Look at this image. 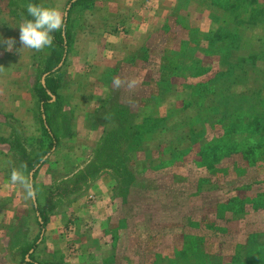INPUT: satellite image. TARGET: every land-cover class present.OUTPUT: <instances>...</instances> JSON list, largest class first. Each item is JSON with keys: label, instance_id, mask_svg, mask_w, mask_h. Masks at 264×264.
I'll list each match as a JSON object with an SVG mask.
<instances>
[{"label": "rangeland", "instance_id": "rangeland-1", "mask_svg": "<svg viewBox=\"0 0 264 264\" xmlns=\"http://www.w3.org/2000/svg\"><path fill=\"white\" fill-rule=\"evenodd\" d=\"M40 1L63 14L62 8L70 0ZM104 2L84 0L68 12L74 41L70 43L61 69L54 74L59 84V103L48 108L49 127L57 143L50 150L49 163L32 175L35 202L42 205L49 191L58 187L62 189L67 185L72 189L74 174L94 159L99 141L107 134L111 150L99 158V163L112 161L116 166L107 164L95 177L80 180L81 186L76 192L54 196L56 206L49 213L47 225L55 229L56 234L61 229L67 232V240L74 243L79 244L80 235L85 236L92 248L90 255L96 260L100 257L105 264H205L202 258L197 261L193 257L198 250L219 256L222 263H230L234 247L244 243L249 232H264V209H254L253 204L246 201L234 214L227 210L226 204L237 195L241 199L264 195V157L254 162L261 156L257 155L252 161L240 152H233L230 156L219 155L213 162L211 156L218 149L219 144L213 146L217 136L229 138L230 142L243 141L244 136L253 138L255 134H247L250 130L240 119L247 117L248 121L257 114L264 115V0H157L164 9L161 27L151 31L142 26L133 31L128 54L124 57V52L114 50L113 44L118 39L108 32L107 48L98 52L105 55L100 61L106 63V73L104 67L98 70L96 61L99 59L92 58L83 59L81 66L86 68L75 75L73 69L79 65L73 60L76 46L78 50L79 46L81 50L83 47L84 55L92 52L84 50L82 40L78 43L77 37L85 29V22L81 21ZM27 3L28 0L0 1V11L14 18L15 29L24 19L21 10H25ZM147 16H151L150 11ZM97 21L95 19L96 25ZM211 34L216 37L205 56L203 51L187 50L192 45L190 39L200 42L202 37ZM229 42L235 43L236 51L226 50ZM135 50L138 57L132 53ZM210 50L217 52V56L210 55ZM18 51H23L28 62L25 81L33 89L41 76L42 56L48 53V48L36 51L18 47ZM96 54L94 52L93 56ZM81 55L79 50L78 56ZM161 59L167 66L179 65L169 78L161 76L166 67ZM242 60L250 65L240 69ZM224 62L225 66L237 65L231 79L234 84L230 86L234 96L222 92L214 82L209 87H202L205 84L190 87L192 81L200 78L189 76L195 73L197 65L211 64L205 79L216 76L222 80L219 73L224 71ZM259 68L263 69L261 76L255 72ZM117 77L122 81L119 87L113 84ZM81 83L85 87L82 94ZM220 85L225 86L222 81ZM246 87L252 91L240 99ZM32 97L34 104H30L27 112L38 126L37 133L30 134L31 125L26 121H14L0 114L18 133L16 136L21 134L18 139L29 148L30 154L40 152L46 141L36 94ZM197 113L203 121L196 118ZM127 127L136 130L135 135L127 137ZM189 131H193L190 137L186 136ZM113 141L118 145L116 162L110 160L115 157L111 153ZM12 142L14 145V138ZM126 166L131 171L123 176H131L129 184L120 174L121 168ZM89 191L99 194L93 202L87 198ZM110 191L116 197L108 212L104 197ZM18 211L22 220L17 225L21 227L28 221V225L38 227L32 197L22 200ZM70 217L74 219L69 220ZM116 222L124 234L120 233L116 243L107 242L104 229H111ZM17 225L4 235L7 247L4 253H17L24 261L26 253H18L15 246L21 245L26 236L18 232ZM85 228L91 233H83ZM39 236L36 245L42 242ZM109 243L115 248L108 249ZM109 255L111 258L107 260ZM43 257L45 255L39 252H29L33 261L39 262ZM57 257L61 255L55 251L51 258Z\"/></svg>", "mask_w": 264, "mask_h": 264}, {"label": "crops", "instance_id": "crops-1", "mask_svg": "<svg viewBox=\"0 0 264 264\" xmlns=\"http://www.w3.org/2000/svg\"><path fill=\"white\" fill-rule=\"evenodd\" d=\"M2 1V0H0ZM40 1V0H39ZM66 1V0H64ZM74 0H70L67 6L64 4L63 9V18L64 22L67 20V15L69 10L71 9V3ZM41 2V1H40ZM47 3V2H44ZM82 3V2H81ZM80 4V3H79ZM49 5V4H48ZM78 5V3L76 4ZM51 6V5H50ZM75 6V5H74ZM149 6V7H148ZM147 8H151L147 10ZM96 9H92L90 13L85 15L81 22H85V29L83 33H81L78 37V43L80 40L81 44L84 45V50L92 51L91 54L84 55L85 53L80 49L82 55L79 57V50L76 46L75 56L73 57L74 62L79 65H76L73 69L75 75L79 74V71L82 69L84 70L86 67H82V61L91 60L92 58H98L99 60L96 61L98 66V70L101 71V68H106V63H102L100 61L103 58L104 54H99V51H104L107 47L106 42V35L107 33H114V37L118 40H115L114 50L118 52H124V56L128 54V47L131 44V38L133 37V31H137L139 27L146 26L149 27L151 31L157 30L159 27L162 26L163 23V13L162 6H160L157 0H105L102 3V7L99 8L97 11ZM148 11L151 12V16H146ZM90 14V16H88ZM139 16V18H138ZM90 17V18H89ZM88 18V19H87ZM95 19H98L97 25L95 24ZM12 20L14 18L4 12L0 11V37H4L5 39L12 37L17 40V43L12 51H5L2 46H0V114L12 118L14 121L25 122L27 125H31L30 134L37 133L38 126L34 122V118L32 114L28 113V108L30 104H34V100L32 94L34 93V89H31L29 83H26L25 78L27 71L29 69L28 62L26 61L23 51H17L18 47H22L20 45L18 36L19 30L15 29L12 26ZM92 26L96 27L93 28ZM136 26V27H135ZM135 28L131 30V28ZM152 27V28H151ZM132 32V33H131ZM139 34H141L139 32ZM120 36V38H118ZM73 40V38H72ZM130 40V42L128 41ZM74 41V40H73ZM123 41V42H121ZM25 50V49H24ZM78 50V55H77ZM25 52V51H24ZM97 52L96 56H93V53ZM20 53V54H19ZM90 53V52H89ZM133 55L137 56L138 50L132 52ZM79 57L76 58L75 57ZM107 57V55H106ZM84 59V60H83ZM85 60V61H86ZM64 62L61 61L58 66L60 69ZM42 69V68H41ZM107 69V68H106ZM106 69L104 73H106ZM95 70V69H93ZM41 73V71H40ZM55 77V75H54ZM22 78H24L22 80ZM45 74H41V82L44 83ZM57 78V77H55ZM33 88V87H32ZM80 91L84 90L82 83L80 84ZM59 93V88H58ZM56 98L55 96L52 97L51 101H54ZM37 105V101H36ZM42 109V107H40ZM44 117V115H43ZM82 118V115H81ZM42 123V122H41ZM22 136H23V132ZM15 133L13 128L10 124H8L4 119L0 118V264H29L27 261L30 260L29 252L31 253H38L41 255H45L41 261H35L33 264H45V263H52V264H105V262L100 261L102 259L96 260V258L90 255L92 248H89L88 242H86V237L80 235L81 241L79 244L77 242L68 241L62 229L58 234H56L55 229H51L52 227L48 226L47 224L40 228L28 225V221L25 225L18 224V221L22 218H19V211L18 208L20 207V203L22 200H28V198H24L26 196L23 187L18 183H13L10 180V175L13 170H18L21 172L27 179H30L32 182V175L35 174V171H39L44 165L48 164L51 158V152L47 153L40 163L34 168L32 171L27 170L26 163L24 162V158L28 159L29 155V148L23 144L26 150V155L24 156V152L21 151L20 148H16L15 146L4 143L1 139H11V138H21V134ZM20 136V137H19ZM25 136V135H24ZM42 162V164H41ZM90 162V161H89ZM88 162V163H89ZM87 163V164H88ZM86 164V165H87ZM85 165V166H86ZM85 167L80 169L79 171L83 170ZM125 168V167H123ZM100 170L92 177H95ZM27 175V176H26ZM89 177V178H92ZM88 178V179H89ZM87 179V180H88ZM120 180V178L118 179ZM102 179H100V182ZM35 182V177H34ZM81 186V185H80ZM105 187V186H104ZM107 190L108 187H107ZM90 193L87 194V198L90 202H93L99 194ZM116 196H113L112 191L110 193L106 192L105 199L108 202V212L113 206V202ZM33 201V208L36 204L34 196H32ZM38 212H35V218ZM61 215V212H59ZM116 213V212H115ZM73 217H70L69 220H73ZM115 219V217L113 218ZM22 220V219H21ZM119 220V219H118ZM117 220V222H118ZM36 221V219H35ZM20 222V221H19ZM68 222V221H67ZM116 222V225L111 229H104V236H108L106 241H112L116 243L120 233H123L119 230V226ZM37 223V221H36ZM18 228V232L20 231L23 233L26 229V239L24 238L21 245H16L15 248L18 250V253L23 251V248L28 246V241H32L33 238L36 237V234L39 232L41 237V241L35 247L30 248L28 252L24 256V261L21 260L17 253L6 255L4 252L6 250V244L4 243V235L14 226ZM70 225V222H69ZM126 225V223H124ZM24 228V229H23ZM83 231V230H82ZM44 232V233H43ZM83 233L90 234L91 231L89 228H85ZM53 234V235H52ZM124 234V233H123ZM49 235H52L49 237ZM64 235V236H63ZM110 235V239H109ZM30 236V238H28ZM56 237H59L58 239ZM112 237V238H111ZM64 239V240H63ZM19 242V241H18ZM38 240L36 241V243ZM108 249L115 248L113 244H108ZM40 248V251H39ZM116 250V249H115ZM55 251L61 255V257L51 258V255H54ZM69 251H74L69 252ZM23 253V252H22ZM69 253V254H68ZM63 255V256H62ZM74 256V257H73ZM110 255L107 257V260L110 259Z\"/></svg>", "mask_w": 264, "mask_h": 264}, {"label": "trees", "instance_id": "trees-1", "mask_svg": "<svg viewBox=\"0 0 264 264\" xmlns=\"http://www.w3.org/2000/svg\"><path fill=\"white\" fill-rule=\"evenodd\" d=\"M84 0H74L71 3V7L76 5L77 3H81ZM40 2V1H39ZM9 4H13V2H9ZM24 13V17L26 15L25 10H21ZM14 14V13H12ZM53 45L51 47H47L48 48V53L42 56L43 62H42V69H41V74H45V78H44V83L41 82V76L38 78V82H36V85L33 87L34 89V93L36 94V101H37V106L39 108V114H40V120L42 122V128L44 129V135L46 136V141L44 142V140H42V142H44V147L42 148V150L39 152L37 151L36 153L29 155L28 159L24 158V162L26 163L27 166V170L28 171H32L34 170V168L40 163V161L42 160V158L56 145L57 143V137L55 135V133H53V130L51 129L50 124L51 121L49 120L48 117V108L53 104L56 103L58 104V98H59V93H58V88H59V84H58V79L54 77V74L57 73L60 70V66L59 63L61 61L64 62L68 50H69V46L70 43L72 42V35H71V30L69 27V21L66 20V22H64V28L61 31H57L54 32L53 34ZM214 35L211 34V36H204L202 37L200 42L197 41H192V39H190V43L192 45H190V48L187 47V50L189 49H194L193 51L195 52V50H198L199 52L202 53L203 51V55L205 56L207 53V49H209L212 45V41L213 39H215ZM218 43V42H217ZM230 44V42L227 44V49H231L228 51H236V45L235 43H231V47H229L228 45ZM234 47V49L232 48ZM181 49V48H180ZM201 50V51H200ZM222 50V48L220 49ZM211 53L210 55H215L217 56V52L214 53L212 50H210ZM193 52L192 55V59L195 57V54ZM162 60V64L165 65L163 59ZM222 60V57H221ZM223 61V60H222ZM194 62V61H193ZM223 63V72H220V76H223L222 80H219L216 76H209L208 78L205 79V74H207L208 69L211 68V64H205L204 66H199L197 65L195 73H191L189 76L192 77H196L199 78L197 80H194L191 82L190 87L193 86H197V85H202L205 84L202 87H209L212 82H214L215 84H218L217 86L220 90H222V92H226L229 93V95L234 96L235 93L233 91L230 90V86L232 84H234V82L231 83V79L233 77L236 70L237 65H235L234 63H230L229 65ZM169 65V64H168ZM239 68L242 69L244 68V66L246 65H250V63H247L246 60H242L241 64H239ZM163 69L162 71V75L161 76H166V78L170 77L171 71L176 72V68L179 66L178 63L174 64L173 66H167ZM225 66V67H224ZM170 67V69L168 68ZM262 68V67H261ZM200 69H202L201 71H199ZM263 69H257L256 74L258 75H263ZM200 72V73H199ZM164 78V79H166ZM183 81H185V76L183 77ZM216 81H219L218 83ZM220 81H222L224 83V87L223 85H220ZM216 86V87H217ZM248 86V85H247ZM227 90V91H226ZM199 90L197 89V92ZM249 91L251 92V88L246 87L244 90H242L241 92V96L240 99L245 98V95H248ZM221 92V93H222ZM196 95V94H195ZM55 96V100L51 101L52 97ZM214 98V96H213ZM210 100H213L212 98H210ZM58 102V103H57ZM42 107V109L40 108ZM213 107V105L211 106V108ZM264 107V105H263ZM214 110V109H213ZM44 115V117H43ZM197 119H199V121H203L202 117L200 116V114H196L195 115ZM229 116H226V119H229ZM232 119H230L231 121ZM240 122H244L245 123V128L250 130L249 132H247V134L249 133H253L255 134V136L253 138H250L249 136H244L243 137V141H239L237 139H235V141L230 142L229 138H223L221 136H217V138H215V142L213 144V146L217 145L218 149L215 153H212L211 159L213 160V162L215 160H218L220 158V156H230L233 152L235 153H242L243 157L245 158H249V160L251 159L252 161L255 159V157H259L256 158L254 160V162H257V160H259L260 158L264 157V115H260L257 114L256 116H254L253 118H250L248 121L247 117H242L240 119ZM229 121V123H230ZM239 121V120H238ZM220 122V121H219ZM241 124V123H240ZM132 127H127V137L130 135H135L134 131L131 129ZM193 132V131H191ZM191 132L189 131L187 133L186 136L190 137L191 136ZM133 133V134H132ZM107 134H105L101 140L99 141V145L97 147V150L94 153V159L91 160L83 170L78 171L77 173L74 174V187L72 189H70L67 185L64 186L62 189L61 188H57L56 190H51L49 191L48 196L46 197V199L44 200L42 205H39L38 203H36L34 206L35 212H38L36 215V221L37 224L40 228H43L47 222H48V216L49 213L51 211L54 210L56 204L53 201L54 196H61V195H67L68 193L71 192H76L77 190L80 189V185L78 184V182L80 180L82 181H86L89 177L94 176L101 168L105 167L107 164L108 166H116L114 165L115 163H99V158H101V156H103L104 153H109L111 150V147L108 146V140H107ZM15 143L13 145L12 142V138L11 139H1V141H3L4 143H8L11 144L13 146H15L16 148H20L21 151L24 152V156L26 155V150L24 149L23 146H20L22 143L19 141L18 138L14 137ZM115 141V140H114ZM112 143V147H113V152L115 157L113 156L112 159L113 162L119 160V158H117V148L118 145H116V142ZM116 153V154H115ZM220 155V156H219ZM123 159V158H122ZM168 160H166L167 162ZM252 163V162H251ZM110 164V165H109ZM116 170H119L117 167ZM122 169V173L120 172L121 176H122V180H124V182L126 184H129V182L131 181V176L130 177H126L123 176L126 175V173L128 171H131L127 166L126 168H121ZM127 171V172H126ZM37 172V170L35 171ZM119 172V171H117ZM120 176V175H118ZM66 183V181H65ZM68 187V188H67ZM248 201L251 203V205L253 206L254 209H264V195L261 194H257L256 196L249 198V199H244V197H242V199L240 198L239 195L234 196L232 198H230L229 200H227V210L229 212H232L234 214H237L238 211L241 208H243V204ZM24 229V228H23ZM27 227L25 228L26 231ZM23 232V234L25 236H27L26 232ZM38 235L34 238L32 243H28V246L23 248V254L27 253L28 250L30 248H33L36 246V238H38ZM196 246L198 247V243H196ZM192 253L194 252L193 250L191 251ZM183 253H185V250L183 251ZM215 256V260H210L207 259V257L211 258ZM181 257V255H180ZM193 257L197 258V261L202 258L203 262L205 264H216L215 261H217V264H259L260 261L264 262V232H260V231H254V232H249V234L247 235L246 240L244 241V243H240L237 244L234 247L233 253H232V261L230 263H222V260L219 258V256L216 257V255L213 254H207V252H204L202 250H198L196 254L193 255ZM219 259L221 260L219 262ZM35 261H33L32 259H30L29 261H27V263L29 264H33ZM45 264H52V263H45ZM59 264V263H57Z\"/></svg>", "mask_w": 264, "mask_h": 264}, {"label": "clouds", "instance_id": "clouds-1", "mask_svg": "<svg viewBox=\"0 0 264 264\" xmlns=\"http://www.w3.org/2000/svg\"><path fill=\"white\" fill-rule=\"evenodd\" d=\"M25 17L17 27L19 30L18 40L21 48L40 51L53 45V33L64 28V18L62 12L52 6H46L39 0H28L25 5ZM17 43L15 38L5 39L0 37V46L5 51H12ZM20 49V48H19ZM18 51V49H17ZM120 78H114L113 84L116 87L121 85ZM13 183L20 184L26 194V198L35 195V189L30 179H27L21 172L13 170L10 175Z\"/></svg>", "mask_w": 264, "mask_h": 264}]
</instances>
